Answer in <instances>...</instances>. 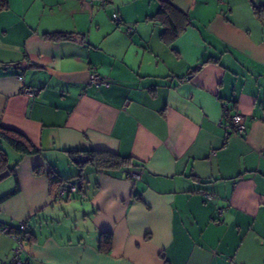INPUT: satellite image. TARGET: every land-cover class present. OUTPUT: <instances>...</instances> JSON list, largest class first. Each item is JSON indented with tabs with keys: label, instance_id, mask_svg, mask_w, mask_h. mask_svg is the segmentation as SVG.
I'll return each instance as SVG.
<instances>
[{
	"label": "crops",
	"instance_id": "0c3cea01",
	"mask_svg": "<svg viewBox=\"0 0 264 264\" xmlns=\"http://www.w3.org/2000/svg\"><path fill=\"white\" fill-rule=\"evenodd\" d=\"M259 9L264 0H8L0 126L39 153H7L15 168L0 181V229L26 223L27 264H264ZM55 32L70 37H44ZM235 114L244 134L229 129ZM87 150L128 161L108 171L77 164ZM49 171L78 191L60 196ZM14 246L0 231V264Z\"/></svg>",
	"mask_w": 264,
	"mask_h": 264
},
{
	"label": "trees",
	"instance_id": "16d2710c",
	"mask_svg": "<svg viewBox=\"0 0 264 264\" xmlns=\"http://www.w3.org/2000/svg\"><path fill=\"white\" fill-rule=\"evenodd\" d=\"M7 9L8 0H0V12ZM256 15L259 18H264V12H262L261 9L256 10ZM44 37L49 41H63L69 39L70 36L63 32H55L46 34ZM2 143L7 145L12 151H14V153L18 154V156L20 157L36 155L39 153V150L35 148L22 134L15 130L0 126V174L4 171H9L10 174L14 175L15 168V164L10 165L7 152L1 147ZM75 154H77L78 157V161H75L77 164H90L96 169L105 171L117 169L121 166H124L128 161V159L126 158L119 157L118 155L106 151L87 150L82 152H75ZM34 172L36 174L42 173L39 168H36ZM48 177L52 183L58 184V187H61L63 184L70 182L75 185L77 189V185L72 182L71 179L61 180L55 171H49ZM75 178H81V175H78ZM76 191H78V189ZM3 228H8L9 233H15L11 232L10 227H2L0 231ZM15 231L17 232L18 230L16 229ZM24 237V242L26 243L27 233L25 231ZM110 248L111 236L108 234H102L99 241V250L103 253H108L110 251ZM10 264H12V261Z\"/></svg>",
	"mask_w": 264,
	"mask_h": 264
},
{
	"label": "built area",
	"instance_id": "2783aa9c",
	"mask_svg": "<svg viewBox=\"0 0 264 264\" xmlns=\"http://www.w3.org/2000/svg\"><path fill=\"white\" fill-rule=\"evenodd\" d=\"M94 2H100L102 5H104L107 0H90V3ZM111 20L114 24L117 26L122 25V20L120 16L117 13H113L111 16ZM127 31L130 32L131 28L130 26H127ZM20 79V78H19ZM89 83L94 84L96 86H100L102 84L106 85L107 83L102 80L99 76L92 74L89 77ZM23 93L28 95V96H33L37 93V91L29 88V87H24L23 88ZM229 129L231 132L237 133V134H244L245 133V124H244V118L241 115L235 114L231 117L230 120V125ZM76 186L73 185L72 183H66L63 185L61 190L59 191V195L63 196L66 193H75L76 192ZM208 200H211L212 197L207 196ZM26 223L25 222H20V224L17 226V232L15 233H9L8 228H3L1 230V233L7 234L10 236L12 241L14 242L15 246L12 249L13 257H12V264H27L25 260L22 259V255L24 254V231H25Z\"/></svg>",
	"mask_w": 264,
	"mask_h": 264
},
{
	"label": "water",
	"instance_id": "95a60500",
	"mask_svg": "<svg viewBox=\"0 0 264 264\" xmlns=\"http://www.w3.org/2000/svg\"><path fill=\"white\" fill-rule=\"evenodd\" d=\"M48 74L53 76L54 78L63 81V82H73V83H88V77L89 72L83 71V72H72V73H63V72H57L54 70H46ZM10 175L9 171H4L0 174V181L4 180Z\"/></svg>",
	"mask_w": 264,
	"mask_h": 264
},
{
	"label": "rangeland",
	"instance_id": "374dc122",
	"mask_svg": "<svg viewBox=\"0 0 264 264\" xmlns=\"http://www.w3.org/2000/svg\"><path fill=\"white\" fill-rule=\"evenodd\" d=\"M1 147L8 153L9 151H12L7 145H5V144H1ZM12 152H14V151H12ZM10 163V165H11V162H9ZM8 178V177H7ZM6 179V178H5Z\"/></svg>",
	"mask_w": 264,
	"mask_h": 264
}]
</instances>
